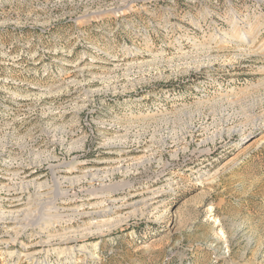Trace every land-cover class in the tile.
I'll use <instances>...</instances> for the list:
<instances>
[{
  "label": "rangeland",
  "instance_id": "374dc122",
  "mask_svg": "<svg viewBox=\"0 0 264 264\" xmlns=\"http://www.w3.org/2000/svg\"><path fill=\"white\" fill-rule=\"evenodd\" d=\"M0 264H264V0H0Z\"/></svg>",
  "mask_w": 264,
  "mask_h": 264
},
{
  "label": "bare ground",
  "instance_id": "6f19581e",
  "mask_svg": "<svg viewBox=\"0 0 264 264\" xmlns=\"http://www.w3.org/2000/svg\"><path fill=\"white\" fill-rule=\"evenodd\" d=\"M111 201V200H110ZM117 201V200H116ZM121 202V201H120ZM55 205V204H54ZM115 205V204H114ZM54 206H49V209L47 210L48 212H54L53 210H51V208H53ZM117 207V206H116ZM98 210L96 212L93 213L94 216H99V218H107L112 212H113V208H109V207H105L104 204H100L99 206H97ZM119 209V207H118ZM45 211V210H44ZM56 212V210H55ZM54 212V213H55ZM48 215V214H47ZM22 219V218H21Z\"/></svg>",
  "mask_w": 264,
  "mask_h": 264
}]
</instances>
